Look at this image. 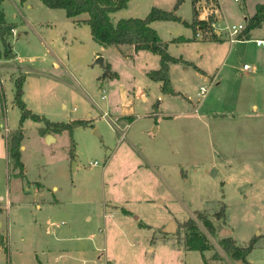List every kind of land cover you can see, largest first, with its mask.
Here are the masks:
<instances>
[{
    "label": "rangeland",
    "instance_id": "obj_1",
    "mask_svg": "<svg viewBox=\"0 0 264 264\" xmlns=\"http://www.w3.org/2000/svg\"><path fill=\"white\" fill-rule=\"evenodd\" d=\"M184 2L176 14L182 20L191 21V3L189 0ZM219 2L222 18L223 15L234 17L243 5L242 0L239 4L233 0ZM175 3L176 0H167L158 7L155 0L132 1L128 9L110 14V19L113 24L121 19H143L152 8L171 11ZM18 4L19 0H4L1 4L5 21L16 27L21 25ZM29 4L31 10L22 11L36 27L25 30V46L38 57L34 64L14 63L13 71L7 70V74L12 73L13 78H18L26 70L42 68L43 73L57 77L43 75L40 91L39 85L33 82L32 88L26 91L27 108L51 122L68 123L70 119H80L88 120L90 124L75 127L71 135L67 131L57 134L56 142L49 139L46 144L39 134L44 123L25 120L22 124L25 149L21 161L26 179L21 180L12 173L6 151V137L19 127L20 111L12 107L14 85L4 77L6 109L0 106V206L4 211L0 216V231L7 238L10 226L11 248L8 257L0 251V264H34L37 263L36 255L45 264L46 254L40 251H43V240L47 237L46 227H39L43 211L36 217L32 204L33 200L43 196L49 201L54 196L62 200L51 209L49 223L53 228L57 224L63 232H68L70 220L76 219L80 237H84V231L89 228L103 238L101 219L106 204L109 208L114 204L125 208L132 212L133 219L138 216L149 225L151 230L142 229L144 237L133 245L129 241H115L117 226L107 231L108 256L115 257L116 264H204V261L206 264H239L241 261L231 258L226 248L233 244L244 247L254 237L257 242L246 257L247 264H264V80L253 79L250 73L243 71L245 64L253 66L258 60L264 61V49L247 41L235 44L236 50L228 55V65L221 66L217 72L220 81L217 89L213 84L208 88L210 82L197 75L193 64L184 65L190 66L185 72L179 70L183 66L179 65L172 80L174 88L177 87L184 97L161 99L157 85L145 75L147 69L159 68L157 55L139 51L124 57L119 51L123 49L102 47L94 42L88 27L79 31L81 42L72 41L70 30L64 25V22L70 24L64 10L48 9L40 0H30ZM146 7L149 10L144 16ZM50 22L53 26L47 27ZM162 23L166 27V38L169 34L174 38L192 36V29L182 23ZM224 26L221 19L219 27ZM259 32L258 35L264 36L263 29ZM41 38L43 50L37 52L36 43ZM213 38L191 44L164 42L172 57L192 62L203 57L201 65L206 62L213 68L215 58H211L209 45L203 43ZM222 39L223 47L229 46L225 34ZM19 48L24 51V44ZM93 50H99V57H105L104 66H112L117 79L89 89L93 83L92 75L85 67L84 59ZM53 54L64 60L66 70L62 66L51 69ZM259 64L256 72L251 74H256L258 69L261 72ZM94 68L99 70L100 78L109 70L98 64ZM229 69L227 76L225 72ZM73 76L87 88L88 97L73 87ZM25 77L36 78L32 73ZM55 80L62 81V86L54 87ZM200 87L208 88L204 99L197 97ZM98 88L104 89V93ZM215 92L219 96L215 97ZM142 94L147 96L146 101L141 98ZM103 95L104 99L101 98ZM187 97H192V103ZM199 100H203L201 105H198ZM157 101L158 114H150L152 103ZM252 105H256V110ZM132 115V122L124 118L120 122L114 121L115 116ZM156 127L159 131L154 133ZM143 161L148 167H139L145 165ZM94 162L97 165H92ZM8 197L16 208L10 212L5 210ZM143 200L149 202L138 203ZM88 216L90 221H87ZM189 219L195 221L197 230L207 238L209 250L203 253L204 261L200 252L184 248L189 233L184 224ZM172 222L175 229L167 232ZM224 229L230 230L232 235L221 237L220 232ZM63 244L67 245L66 242ZM1 247H5L3 241ZM149 247L153 251H148ZM100 253L103 260L104 252ZM100 253L95 249L93 254L86 256L74 254L70 258L65 255L57 264H95L91 258L95 256L96 260ZM57 254L54 251L49 256L53 259ZM5 258H8L7 262Z\"/></svg>",
    "mask_w": 264,
    "mask_h": 264
},
{
    "label": "crops",
    "instance_id": "obj_2",
    "mask_svg": "<svg viewBox=\"0 0 264 264\" xmlns=\"http://www.w3.org/2000/svg\"><path fill=\"white\" fill-rule=\"evenodd\" d=\"M29 1L30 0H27L23 4L19 3L20 6L18 4L19 8H17V10H18V14L20 15V17H19L20 18V24H21L20 26L16 27L13 24H11V23L9 24V23H7L5 21L7 24L13 26V29H12L13 30V34L10 37L13 40L11 39V41H10V39H9V42H10V45H11V47L13 49V52L15 53V59L13 61L0 60V65H1V70H0L1 71L0 72L1 73V77H0V106L2 108L5 107L4 109H6V103H5L6 102V98H5L6 95H5L4 87H3V83L5 81L4 77H8L9 80H10V83L13 84V85H14V80L16 79V78H13V76L11 75L12 73L11 74H7L6 71L7 70L13 71L12 65H14V63H18V64H22V65L34 64L35 61H36V58L38 57V55L37 56L34 55L35 53L31 52L32 50L27 49L26 46H25V43H26V39L25 38L27 37V32L25 30L26 29H31L32 30L33 27H36V26H33L36 23L34 24V21H32V19H30L29 16L27 17L24 14V12L22 11V9L28 10V11L31 10L32 5L29 4ZM132 1L144 2L146 0H129V2L127 4V7L125 9H128V7H129V5H131ZM149 1H152V0H149ZM155 1L158 3L157 4L158 7H162L161 4H163L167 0H155ZM172 1L175 2V0H172ZM184 1H186V0H184ZM184 1H183V4L185 3ZM189 1L191 3V6H192V0H189ZM242 1H243V5L242 6L240 5L239 11L235 12V14L233 15L234 17L230 18L229 16L223 15V18H222V15H221V18L217 19L216 27L218 29L222 30L221 33H220V31H217V34L220 33L221 36L217 37L216 41L206 40L205 42H203V43H207L209 45L208 49H209V51H211L210 52L212 54L211 58L212 59L215 58V66L213 68H210V67H208L209 64H207L206 62L204 63V65H201L202 61H203V57H200V58L197 57L195 59V62L185 60L186 62L193 64L194 67H196L198 70L203 72V74H201V73L196 71L197 75L203 81L210 82V85H209L208 88H210V86L212 84L216 87L215 89H217L219 87L220 81H219V77L217 75V72L219 71V68L221 66H227L228 65V63H227L228 55L230 56V54L233 53V51L236 50L235 44H241V43H244L246 41L249 42V43H253L254 44L253 41L256 40V39H264V36L258 35V33H260L259 30L263 29V31H264V23H263L259 28H256V29H253L252 31H250L249 40L230 41L228 39L227 35H225V38L229 40L230 44H229V46L223 47V45L225 44V43H223L224 40L222 39V37L224 35V28L226 26H230V25H228L230 23H232V24H236L237 23L238 25H244L245 26L246 25V20L250 19L251 17H253L255 15L256 6L259 5V4H264V0H247V1L246 0H242ZM233 2L239 4L241 2V0H238L237 2H235L233 0ZM180 6H179V8L176 11L177 14L180 11ZM125 9H123V10H125ZM148 10L149 9L146 7L145 10H144L145 13H143L144 16H145V14H147L146 12H148ZM180 18L182 19V17H180ZM66 19H67V21L70 24H67V22L66 23L64 22V25H67L68 30H70L71 40L72 41L81 42L80 39H79V37H80V32L79 31H80V29L82 27H88L89 28V26L85 23V21L88 19V15L87 14H82V15L74 18V19L67 18V17H66ZM221 19L225 22V26L223 28L219 27V21ZM184 20L186 22H188V23L191 22V21H187L186 19H184ZM162 22H166V21H155V22L150 24L151 28H153L157 32L158 36L161 38L162 41H169V42H174V43H178V44H191L193 42H195V43L202 42V41L196 40L194 38V32L195 31L192 28H191L192 29V36L191 37H175L174 38L171 34H169L168 38H166L165 35H164V31H165L166 27L164 26V24ZM169 22H171V21H169ZM46 25H47V27H52L53 26V22H50V24H46ZM89 31H90V28H89ZM39 33L41 34V37H42V33L41 32H39ZM63 38H65V37H63ZM90 38L92 39L91 34H90ZM177 39L185 40V41H188V42H175V40H177ZM37 43H39L40 46ZM37 43H36L37 48H38L37 52L38 51H42L43 50V39L41 38L40 41L37 42ZM21 44H24V51H21V49L19 48V46ZM255 47H257V46L255 45ZM257 48L259 49V48H263V47H257ZM120 49H123V50H119V51L124 54L123 55L124 57L127 56V54L134 53L133 47H130V46H121ZM47 51H48V49H47ZM101 51H105V50H101ZM99 56H101L100 53H99V50H93L89 54H87L85 59H84L85 63H86L85 67H87L89 69L88 71H89V73H91L92 82L94 83V84L90 83L89 89H90V87L94 88L98 84H103L104 82L113 83V80L117 79V78H114V79L108 78L107 79L106 77L100 78L99 70H96L94 68L95 67L94 61ZM53 57H54V60L51 62V65H50L51 69L52 70H56V69H58L59 66H62V68H64L66 70L67 67L65 66V64L63 62L64 60L58 58L57 56H54V54H53ZM66 62L67 61H65V63ZM105 62L106 61H105V57H104V59H103V64L104 65H105ZM257 62L260 63L259 66H260L261 72H259V69H258L256 74H251V73L249 74V72H248V74L253 79L259 77V79L264 80V61L262 62V61L258 60ZM257 62L253 63V66H256L258 64ZM196 64H198L199 66L196 65ZM179 65L182 66V64H172V65L169 66V75H170V80H171V84H172L173 88L175 87V83L172 80V76H173L174 73L177 72L176 71V67L179 66ZM108 66H109V70L108 71L111 72V73H114L112 71V66H110L108 64L107 68H108ZM188 68H190V66H184L183 65L182 67L179 68V70L185 72V71L188 70ZM42 70H43L42 68H38V69H35V70L29 69V70L25 71L24 83H23V95H22V100L23 101L27 102V99L25 98L26 91H28L30 88H32L33 82L35 83V85H36V83L39 85V91L42 89V87H43V75H45L46 77H49V78L50 77H54V78L57 79V77H55V76H53L51 74L43 73ZM148 70L149 69H147V71H145V75L148 72L152 71V70H150V71H148ZM30 73H32L33 75L36 76L35 80H34V78L27 79L25 77L26 75H28ZM225 73L228 76L230 74V69L227 72H225ZM116 76H117V74H116ZM71 80L73 81V85H74L73 87H76L77 89H79L84 95H87V97L89 96V94H88V92L86 90L87 88L85 89L83 83L81 82V80L78 77H74L73 76V78ZM148 80H149V78H148ZM149 81L151 83L157 85L158 90L160 92V83L153 82L151 80H149ZM62 83L63 82L60 81V80H57V81L55 80V84H54L55 86L54 87H58V86L61 87ZM176 88H174V90L176 92L180 93L184 97L183 93H181ZM208 88H207V92H208ZM98 89H99L100 92L104 93V89H102V90H101V88H98ZM12 93H14V92L12 91ZM167 96L169 97V95L162 94L161 99L164 98V97H167ZM217 96H219V93L215 92V97H217ZM102 97L105 98L104 95ZM170 97H172V96H170ZM197 97H198V93H197ZM205 97H206V95L203 98H200V99H204ZM104 98H102V99H104ZM141 98L143 99V101L147 100V96L144 95V94H142ZM187 99H188V101L190 103H192V97H190V98L187 97ZM13 100H14V94H13V99H12V107H16L13 104ZM158 102L159 101H157L156 110L154 109V105L155 104L152 103V105H153L152 106V112L151 113L149 112L150 114H153V115H157L158 114ZM198 102H197L198 105H201L203 100H201V101L199 100ZM252 109L256 110V105H252ZM111 110L112 109L109 106V111H111ZM123 118L127 119L130 122H132L134 120V116L132 115V116H127V117L126 116L125 117H116L115 116L114 117V121L120 122V120L123 119ZM70 121H71V119H70ZM158 131H159L158 127L153 128V132L154 133H157ZM48 135L51 136V140L53 142L57 141V136H58L57 134H46L45 136H43L44 142L46 144H49L47 142V140H46V137ZM23 140H24V138H23ZM24 149H25V146H24L23 141H22L21 147H20L21 158H22V151ZM140 157H141V159L143 158L142 155H140ZM143 163L145 165L140 164L139 167H148L146 162L143 161ZM15 170H17L16 173H15ZM12 173L15 174V176H19L18 175V169H13ZM25 179H26V175H25V167H24V177L21 178V180H25ZM37 187H42V186L40 184H37ZM25 190L27 192L28 188H26ZM55 190H56V187L53 188V191H55ZM27 194H28V192H27ZM1 199L2 198L0 197V200ZM60 202H62V200L60 198H57V196H54L53 200H51V201H49L44 196H43L42 199H40V197H39V198H37V199L32 201V204L35 205L34 209L36 211V213H35L36 217H37L38 213H42V211H43V217H41L42 219H39V227H42V226L46 227L45 233H46L47 237H45L46 240H43V251H40L41 253L43 252V254L44 253L46 254L45 264H57L58 260H60V258L62 256H65V255L70 257V258H72L74 254H80V255H83V256L89 255L91 253L93 254L95 249L98 251V253L104 252L103 260L100 258L102 256V253H100V256L96 260H94L95 256H93L91 258L92 262H96L95 264H116V262H117L116 260L117 259L115 257H113V256H110V255L108 256V250H107L108 236L106 235L107 231H109L111 228L117 226V232L115 234V241H118V240H122V241H126V242L129 241L130 244L133 245V244L137 243L138 239H141L142 237H144L142 229L146 228L148 230H151L150 226L147 225L146 223H144L143 220L140 217L136 216L133 219L132 218V212H130L129 210H127L125 208L121 209V208H119L118 205H115V204L111 208H109V207H107L108 204H106V205H104V210H102V219H101L102 220V224H103V230L101 229V234L104 233L103 234V238L102 237H98V234H96L93 231V229H89V228H87L84 231V234H85L84 237H80V229L78 228V222H77L76 219H71L70 220V225H69V228H68L69 231L68 232H63V230L61 229L62 228L61 226L56 224L55 228H53L54 226L52 225V223H49V220H52V217H50L51 213H52L51 209L54 208L55 206H57L58 204H60ZM148 202L149 201H147V200H143V202L139 201L138 203L139 204H142V203L146 204ZM12 205L13 204L10 202V198L8 197V199L6 201V204H5V210L10 212L12 209H16ZM2 211H4V210L0 206V216L2 214ZM123 211H126L127 213H123ZM99 217H100V215L98 213L97 219H99ZM0 219H1V217H0ZM90 219H91V217L88 216L87 217V221H90ZM35 223H37V221ZM27 224H30V221H28ZM0 226H1V224H0ZM11 226L12 227L15 226V223L13 221L11 223ZM9 232H10V226H8L7 238H6L2 234V232L0 231V241H3L5 243V247H7V249H9V252H10V248H11L10 244H11V242H10V238H8L9 237L8 236ZM138 233L140 234L139 236H138ZM134 235H135V237H134ZM231 235H232V232H231ZM36 238H38V237H36ZM63 242H66L67 245H64ZM79 242H83V243H79ZM101 246H104V248L101 249ZM34 248H36V247H34ZM39 250H41V249H39ZM0 251L4 252L3 248L1 247V245H0ZM54 251L57 252L58 254L54 255V257L52 259V257L49 256V255L52 254ZM148 251H153V250L149 247ZM34 252H35V254H37V251L34 250ZM62 253H64V254H62ZM4 255H5V253H4ZM47 257H50V258L48 259ZM5 259H6V262H7V258H5ZM135 259H137V257ZM36 260H37V263L34 262V264H42L41 261L39 260V258L37 257V255H36Z\"/></svg>",
    "mask_w": 264,
    "mask_h": 264
},
{
    "label": "trees",
    "instance_id": "obj_3",
    "mask_svg": "<svg viewBox=\"0 0 264 264\" xmlns=\"http://www.w3.org/2000/svg\"><path fill=\"white\" fill-rule=\"evenodd\" d=\"M4 0H0V59L14 60L15 53L9 43L13 26L5 22V16L1 9V4ZM26 0H19L23 4ZM42 4L48 9L64 10L67 18H76L82 14H87L88 19L85 23L90 28V34L94 42L102 47H116L120 49L121 46L133 47L134 53L139 51H148L159 57V68L147 73V77L153 81L160 83V92L164 95L172 97L182 96L176 92L171 84L169 75V66L172 64L189 65L181 58H175L169 55L167 51V44L161 40L157 32L151 28L150 24L155 21H171L182 23L183 25L195 29L199 24L197 15L194 11V4L197 0H192V20L190 23L182 20L176 15V11L184 0H177L171 11H164L157 8H152L145 18H128L121 19L116 24H113L110 19V14L119 10L125 9L129 0H40ZM264 23V4L256 6V13L253 17L246 20V25L240 35L236 37L237 41L249 40V33L253 29L259 28ZM215 36L211 41H216ZM185 42V40H175V42ZM195 70L201 74L200 70L194 67ZM109 69V66H108ZM103 77L111 79L116 78L115 73L106 72ZM24 75L19 76L14 80V100L13 104L20 111L19 127L12 131L6 137V151L8 160L11 162L13 169H18L19 177H24V166L21 162L20 147L24 138L22 124L25 120L31 119L35 122H43L44 127L39 129V134L45 136L46 134H61L67 131L70 135L75 127H86L90 124L88 120H73L68 123L51 122L43 116L34 114L27 108L22 100L23 95ZM183 97V96H182ZM157 108V102L154 109ZM155 112V111H154ZM72 155V146L69 150V156ZM123 213H127L123 211ZM210 226L208 222H205ZM188 230V236L184 241V248L186 251H197L202 254L209 250L207 238L197 230L194 220H187L184 224ZM257 238H252L248 245L244 247L233 244L226 248V252L233 259L239 260L247 264L246 257L253 250ZM1 245V241H0ZM6 257H8L7 247H2ZM8 261V258H7ZM204 264L205 261H204Z\"/></svg>",
    "mask_w": 264,
    "mask_h": 264
},
{
    "label": "built area",
    "instance_id": "obj_4",
    "mask_svg": "<svg viewBox=\"0 0 264 264\" xmlns=\"http://www.w3.org/2000/svg\"><path fill=\"white\" fill-rule=\"evenodd\" d=\"M237 2L238 0H234ZM194 11L197 15L199 24L195 26L194 38L199 41L209 39L213 37L221 36L222 30L216 28L217 19L221 18V11L219 9V0H197L194 4ZM244 25H232L224 28V34L227 35L230 41H236V37L241 34L244 29ZM217 31H220L217 34ZM13 33V30H12ZM257 47L264 48V39H256L253 41ZM257 70L256 66L243 65V71L249 73H255ZM207 93V88L200 87L198 91V97L203 98ZM104 98V97H102ZM92 165H97L94 162Z\"/></svg>",
    "mask_w": 264,
    "mask_h": 264
},
{
    "label": "water",
    "instance_id": "obj_5",
    "mask_svg": "<svg viewBox=\"0 0 264 264\" xmlns=\"http://www.w3.org/2000/svg\"><path fill=\"white\" fill-rule=\"evenodd\" d=\"M96 65L98 64L100 67H102L104 70H108V68H107V66H104V64H103V58H101V57H98L96 60H95V62H94ZM49 139H51V136H47L46 137V140H49ZM168 229V231L167 232H171V231H173L174 229H175V224H174V222H172L171 224H170V226L167 228ZM231 234V231L230 230H221V232H220V236L221 237H227V236H229ZM239 264H244V263H242V262H239Z\"/></svg>",
    "mask_w": 264,
    "mask_h": 264
}]
</instances>
